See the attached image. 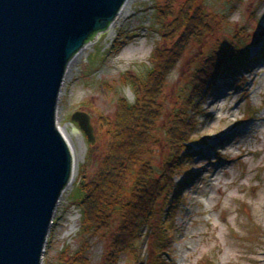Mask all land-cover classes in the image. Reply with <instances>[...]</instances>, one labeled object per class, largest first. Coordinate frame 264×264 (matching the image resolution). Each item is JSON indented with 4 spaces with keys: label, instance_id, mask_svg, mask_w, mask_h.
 Here are the masks:
<instances>
[{
    "label": "rangeland",
    "instance_id": "obj_1",
    "mask_svg": "<svg viewBox=\"0 0 264 264\" xmlns=\"http://www.w3.org/2000/svg\"><path fill=\"white\" fill-rule=\"evenodd\" d=\"M163 2L129 0L113 31L100 33L60 86L55 125L65 128L76 164L73 183L62 191L49 226L43 264H70L79 250L84 251L85 264L105 262L106 241L82 233L78 190L97 174L109 143L101 119L115 118L119 100L135 102L133 80L146 79L155 48H170L176 41L175 36L161 38L155 6ZM201 3L210 32L188 41L167 76L163 116L157 123L153 152L147 156L155 174L170 160L163 147V123L194 70L216 45L248 58L235 71L224 69L202 97L196 129L186 146L185 168L173 177L175 187L181 186L174 199L176 208L167 218L170 228L162 233L167 243L162 246L156 237L143 236L140 258L143 264L154 260L157 264H264V0ZM218 99L223 103L214 107ZM75 112L89 115L94 144L71 121ZM130 176L125 180L131 181ZM71 217H77L74 228ZM154 251L159 258H153ZM116 264L139 263L131 255H121Z\"/></svg>",
    "mask_w": 264,
    "mask_h": 264
},
{
    "label": "water",
    "instance_id": "obj_2",
    "mask_svg": "<svg viewBox=\"0 0 264 264\" xmlns=\"http://www.w3.org/2000/svg\"><path fill=\"white\" fill-rule=\"evenodd\" d=\"M125 2L0 0V264H41L73 170L55 125L65 69ZM71 121L95 143L89 115L75 112Z\"/></svg>",
    "mask_w": 264,
    "mask_h": 264
},
{
    "label": "trees",
    "instance_id": "obj_3",
    "mask_svg": "<svg viewBox=\"0 0 264 264\" xmlns=\"http://www.w3.org/2000/svg\"><path fill=\"white\" fill-rule=\"evenodd\" d=\"M155 11L162 40L175 36L176 41L170 48H155L146 79L133 80L135 102L130 105L121 99L115 118L101 119L109 143L97 174L78 190L82 233L106 241L104 264H116L121 255H131L137 263L143 264L139 248L143 236L156 237L162 246L167 243L162 233L170 228L167 218L176 208L174 199L181 186L175 187L173 177L179 168H185L186 146L191 143L196 129L202 97L224 69L235 71L248 58L245 53L237 55L238 52L216 45L194 70L163 123V147L170 160L155 174L147 156L153 152L159 131L157 123L163 116L161 100L167 76L176 68L188 41L198 39L211 28L201 0H165L155 6ZM127 174L132 175L129 182L125 180ZM153 258H159L156 251ZM85 263L83 250L70 261V264Z\"/></svg>",
    "mask_w": 264,
    "mask_h": 264
},
{
    "label": "bare ground",
    "instance_id": "obj_4",
    "mask_svg": "<svg viewBox=\"0 0 264 264\" xmlns=\"http://www.w3.org/2000/svg\"><path fill=\"white\" fill-rule=\"evenodd\" d=\"M129 0H126V2L124 3V5L122 6L121 10L119 11V13L117 14L116 18L112 21V23L110 24L109 28H108V32H111L113 31L114 29V26L117 22V20L119 19V17L122 16L124 10H125V7L126 5L128 4ZM93 42V41H92ZM92 42L90 43H87L84 47H82V49L72 57V59L68 62L67 66H66V69H65V73H64V78L62 80V83H61V86H63V84L65 83V80L67 78V76L69 75V73H71V68H72V65L75 61H77V59L80 57V55L90 46L92 45ZM228 97V96H226ZM222 99H218L215 101V103H213L212 105L214 107H218V106H221L222 105ZM59 131L61 132L63 138L65 139L66 143L68 144L70 150H71V154L73 156V162H74V165L76 164L75 162V149L73 147V144L69 138V136L67 135L66 133V130L65 128H60L58 127ZM75 167V166H74ZM73 183V179L71 178V181L69 182L68 186H70L71 184ZM76 220H77V217H71L70 218V222L72 223V228H74L75 226V223H76ZM69 235V233L67 234Z\"/></svg>",
    "mask_w": 264,
    "mask_h": 264
},
{
    "label": "built area",
    "instance_id": "obj_5",
    "mask_svg": "<svg viewBox=\"0 0 264 264\" xmlns=\"http://www.w3.org/2000/svg\"><path fill=\"white\" fill-rule=\"evenodd\" d=\"M42 254H44V248H43V252H42ZM41 264H43V256H42V258H41Z\"/></svg>",
    "mask_w": 264,
    "mask_h": 264
}]
</instances>
